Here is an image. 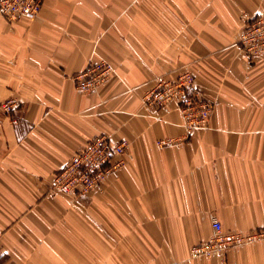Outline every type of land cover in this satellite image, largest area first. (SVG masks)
Returning <instances> with one entry per match:
<instances>
[{
	"label": "crops",
	"instance_id": "crops-1",
	"mask_svg": "<svg viewBox=\"0 0 264 264\" xmlns=\"http://www.w3.org/2000/svg\"><path fill=\"white\" fill-rule=\"evenodd\" d=\"M257 16L264 0H42L34 19L0 15V103L19 105L0 110V264H264V242L188 257L212 216L264 228V55L238 43ZM93 53L115 74L81 92L72 76ZM183 68L213 103L205 129L143 101ZM97 135L128 144L121 168L85 195H49Z\"/></svg>",
	"mask_w": 264,
	"mask_h": 264
},
{
	"label": "built area",
	"instance_id": "built-area-1",
	"mask_svg": "<svg viewBox=\"0 0 264 264\" xmlns=\"http://www.w3.org/2000/svg\"><path fill=\"white\" fill-rule=\"evenodd\" d=\"M42 0H0V15L8 22L17 18L34 19L39 16ZM238 43L249 61L264 55V17H254L239 32ZM114 67L103 57L89 58L86 70L72 76L75 87L81 92H93L110 76ZM143 101L148 108L160 109L174 103L182 116V126L190 131L207 128L213 103L200 97L195 89L192 73L183 68L173 81L159 80ZM19 107L15 98L0 103L4 116L10 117ZM17 123V118H12ZM128 148L125 141L114 143L104 135L91 138L81 149L74 152L65 166L52 175L48 188L51 196L62 195L77 198L95 189L123 165L122 157ZM209 238L189 249L190 259L224 255L229 249L264 242V228L245 232L226 231L220 220L212 216Z\"/></svg>",
	"mask_w": 264,
	"mask_h": 264
},
{
	"label": "bare ground",
	"instance_id": "bare-ground-1",
	"mask_svg": "<svg viewBox=\"0 0 264 264\" xmlns=\"http://www.w3.org/2000/svg\"><path fill=\"white\" fill-rule=\"evenodd\" d=\"M107 81V80H106Z\"/></svg>",
	"mask_w": 264,
	"mask_h": 264
},
{
	"label": "rangeland",
	"instance_id": "rangeland-1",
	"mask_svg": "<svg viewBox=\"0 0 264 264\" xmlns=\"http://www.w3.org/2000/svg\"><path fill=\"white\" fill-rule=\"evenodd\" d=\"M252 19V18H251Z\"/></svg>",
	"mask_w": 264,
	"mask_h": 264
}]
</instances>
